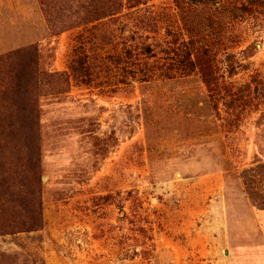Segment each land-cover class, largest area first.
I'll return each mask as SVG.
<instances>
[{"label": "rangeland", "instance_id": "rangeland-1", "mask_svg": "<svg viewBox=\"0 0 264 264\" xmlns=\"http://www.w3.org/2000/svg\"><path fill=\"white\" fill-rule=\"evenodd\" d=\"M49 41L69 92L40 99V176L0 146V264H264V0H123L53 37L0 0V55Z\"/></svg>", "mask_w": 264, "mask_h": 264}, {"label": "trees", "instance_id": "trees-1", "mask_svg": "<svg viewBox=\"0 0 264 264\" xmlns=\"http://www.w3.org/2000/svg\"><path fill=\"white\" fill-rule=\"evenodd\" d=\"M50 35L113 16L123 0H40ZM148 54L150 45L144 46ZM55 46L51 41L34 43L0 55V146L26 155L25 172L40 176V99L69 92L70 78L54 69ZM23 159V157H22ZM33 164L30 165L29 162ZM6 163V162H5Z\"/></svg>", "mask_w": 264, "mask_h": 264}]
</instances>
